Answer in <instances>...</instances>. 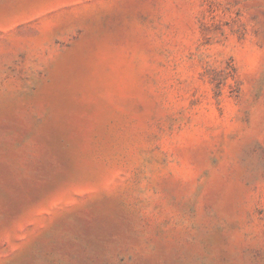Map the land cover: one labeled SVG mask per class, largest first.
Segmentation results:
<instances>
[{
    "label": "rangeland",
    "instance_id": "374dc122",
    "mask_svg": "<svg viewBox=\"0 0 264 264\" xmlns=\"http://www.w3.org/2000/svg\"><path fill=\"white\" fill-rule=\"evenodd\" d=\"M0 264H264V0H0Z\"/></svg>",
    "mask_w": 264,
    "mask_h": 264
}]
</instances>
